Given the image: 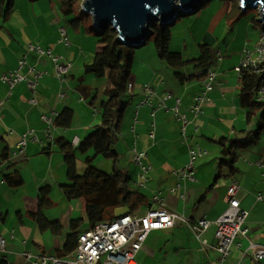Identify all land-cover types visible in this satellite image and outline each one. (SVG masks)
<instances>
[{
    "label": "crops",
    "instance_id": "1",
    "mask_svg": "<svg viewBox=\"0 0 264 264\" xmlns=\"http://www.w3.org/2000/svg\"><path fill=\"white\" fill-rule=\"evenodd\" d=\"M247 12L242 10L239 0H207L195 12L185 14L190 15L191 24L185 37L192 34L194 44L211 48V67L218 72L200 115L190 110L194 97L204 88L206 70L199 64L198 53L191 60L185 59L184 50L175 48L186 61L179 71L168 63L171 70L167 68L163 60L158 61V54L147 55L145 50L136 53L139 62L133 63L130 77L134 90L116 150L118 167L130 175L131 189L143 196L141 207L129 213L144 214L150 208H158L159 204L152 199L158 193L169 210L183 214L189 221L206 218L214 222L227 208L228 188L236 181L240 186L236 196L248 210L245 222L248 236H239L230 255L222 258L216 250L215 223L197 233L178 222L149 234L138 253L137 264H264V259L256 261L250 251L245 252L249 241L264 245V204L256 199L257 193L264 190V129L259 140L236 151L234 174L221 164L231 141L247 138L261 121V112L249 118L241 104V77L235 71L245 50L253 51L258 41L253 30L256 25L259 27L258 22L253 27ZM75 16L80 19L74 25L71 21ZM179 18L174 25L181 23ZM91 21L92 18L80 14L65 16L59 0H15L8 12L0 8V99L4 102L0 109V238L5 239L6 249L0 251V262L28 264L25 252L67 256L77 247L67 249L70 236L78 244L80 234L95 225L89 222L85 200L69 198L65 193L71 182L58 142L62 138L76 149L93 127L101 123L100 104L106 98L107 78L85 71L99 49ZM61 26L68 28L70 45L59 41ZM30 43L51 48L54 55L73 62L65 80L57 76L48 55L40 56L28 49ZM188 45L187 42L185 47ZM23 57L29 65L45 71L35 91L26 81L11 89L1 79L4 72L17 69ZM178 72L183 76H177ZM20 73L33 79L27 66ZM145 86L155 90L152 105L141 104ZM61 91L66 92L65 98L59 96ZM168 93L172 97L165 99ZM95 94L96 99L90 101ZM32 98L34 103L29 101ZM163 99L169 108L178 105L186 114L189 120L186 139L174 111L160 105ZM53 112L59 113L53 122L43 121L42 115L53 116ZM152 123L153 138L149 136ZM26 131H33L36 138L28 142L24 152H19L17 144ZM193 145L206 151L195 163L196 179H179L174 172L187 164ZM134 149L146 152L143 161L151 165L145 185L140 184L141 167L133 159ZM93 151L90 148L76 152L78 173L84 172L82 160ZM16 171L23 183L12 186L7 175ZM56 187L59 190L54 197L51 194ZM119 213L100 222L122 216Z\"/></svg>",
    "mask_w": 264,
    "mask_h": 264
},
{
    "label": "built area",
    "instance_id": "2",
    "mask_svg": "<svg viewBox=\"0 0 264 264\" xmlns=\"http://www.w3.org/2000/svg\"><path fill=\"white\" fill-rule=\"evenodd\" d=\"M59 41L65 45H70V36L66 26L60 27ZM30 51H34L40 56L48 55L56 68L57 76L63 81L69 71L73 68L72 61H65L59 55H54L51 48H45L40 44L30 43L28 45ZM221 56V54H219ZM27 66L28 72L33 74V79L29 80L26 75L20 73V70ZM235 71L241 76L242 72L250 71L260 76V86L257 91V101L264 102V30L261 31L260 37L253 51L245 50V55L239 65L235 67ZM45 71L28 64L25 57L19 61L18 68L4 72L1 75L2 81L8 84L9 88L26 81L32 91L37 88L38 80L43 77ZM218 76L217 70L213 67L208 68L203 76V90L194 97L190 106V110L195 115L204 112L203 105L209 99V92L214 89V84ZM128 89L130 92L134 90L133 82H129ZM145 98L141 104H153V98L156 95L154 88L150 86L144 87ZM61 98L66 97V92L59 93ZM172 97L171 93L165 96V99ZM31 103L35 102L32 98ZM180 102V99L177 100ZM3 99H0V109L3 106ZM160 105L166 109H172L178 120L181 122L182 136L184 139L187 135V125L189 120L178 105L169 108L164 99ZM53 116L42 115L43 121L53 122L58 112H53ZM155 115V112L152 113ZM149 136H155V124H151ZM36 135L33 131H26L17 144V150L24 152L26 145ZM206 151L199 145L190 146L189 160L187 164L177 169L174 173L181 179H196L195 163L199 157L203 156ZM146 152L134 149L133 159L141 167L140 184L145 185L148 180V172L151 165L145 164L143 159ZM239 184L234 181L228 188L227 202L228 206L225 211L214 222L202 218L195 222L189 221L183 214L169 210L164 204L163 198L156 193L152 197L153 201L159 204L158 208H150L144 214L128 213L114 220L107 222H99L92 228L80 234L76 250L67 256H51V255H33L25 252L28 264H137V255L142 249L146 239L152 231L173 227L178 222L185 223L189 228L197 233H203L212 223L216 224V250L222 258H226L231 253V248L235 244L239 236L247 237L249 229L245 226L248 217V210L241 206L240 200L237 198ZM175 191V189H172ZM256 199L264 204V190L256 195ZM0 251H6L5 239L0 238ZM250 251L256 261L264 259V245L249 241L246 251Z\"/></svg>",
    "mask_w": 264,
    "mask_h": 264
},
{
    "label": "trees",
    "instance_id": "3",
    "mask_svg": "<svg viewBox=\"0 0 264 264\" xmlns=\"http://www.w3.org/2000/svg\"><path fill=\"white\" fill-rule=\"evenodd\" d=\"M81 0H59L60 7L65 16L76 14V8ZM15 4V0H0V8L8 12ZM82 17L90 19L91 15L82 12ZM80 18L75 16L71 24L78 22ZM176 21V20H175ZM91 31L98 39L99 49L96 51L94 61L86 64V73L97 77L107 78L106 98L101 100L100 115L101 123L95 125L81 144L74 149L69 143L60 142L61 151L68 166V178L71 186L65 189L69 198H83L86 202L87 216L91 225L106 219H113L119 215L133 212L141 207L143 196L131 189V177L118 167L119 154L116 144L120 138V130L125 111L129 104L131 92L128 89L132 66L135 60L136 47L128 45L119 37L118 32L111 26L103 29L91 26ZM154 39V44L161 60L168 63L172 68L179 71L186 63L182 55L171 50L172 30L171 24L153 23L149 38ZM145 45V44H144ZM201 55L198 59L204 70L211 68L212 50L206 44H201ZM176 71V72H177ZM183 76V73H176ZM241 89L239 97L241 104L247 109L249 118L261 112L259 128L253 131L245 139L233 140L231 145L223 152L221 164L228 166L231 173L236 171V151L246 148L261 138L264 129V102L257 101V91L260 86V76L250 71L241 74ZM88 97V93H84ZM96 99V94L90 101ZM221 143L225 144L223 141ZM94 149L95 155H102L114 162L112 172L103 171L92 164L94 157L84 158L87 163L83 173L77 172L76 152H85ZM7 181L12 186L23 183L22 176L16 171L7 175ZM77 242L70 236L67 246L72 251ZM0 264H8L2 260Z\"/></svg>",
    "mask_w": 264,
    "mask_h": 264
},
{
    "label": "water",
    "instance_id": "4",
    "mask_svg": "<svg viewBox=\"0 0 264 264\" xmlns=\"http://www.w3.org/2000/svg\"><path fill=\"white\" fill-rule=\"evenodd\" d=\"M207 0H83L84 12L91 15L94 27L109 26L123 42L136 48L149 39L153 23L174 25L183 14L195 12ZM244 12L258 11L257 22L264 30V0H239ZM183 15V16H184Z\"/></svg>",
    "mask_w": 264,
    "mask_h": 264
},
{
    "label": "rangeland",
    "instance_id": "5",
    "mask_svg": "<svg viewBox=\"0 0 264 264\" xmlns=\"http://www.w3.org/2000/svg\"><path fill=\"white\" fill-rule=\"evenodd\" d=\"M82 2H83V0H81L80 4L77 6L76 14L81 15V13L84 12L82 9V6H81ZM183 15L180 16V18H179V21L181 23H178V25H171V30L173 33L171 46H173V47H170V48L172 51H174L175 48H181L182 50H184V58L191 60V58L196 57L195 55H197V53L199 54V56L201 55V48H200V44H194V43H196L194 35L190 34V35H188L189 37H185V35H186L185 33L188 32L191 24L188 23V18L190 17V15L189 16L188 15L183 16ZM246 15H247V17H249L251 19L252 26L254 27L257 24V19L259 17L258 11L256 9L251 8L248 10ZM182 22H185V23H182ZM91 24H92V26H94L93 22ZM258 25H259V27L256 25V28L253 29L256 33V40L255 41H257L259 39L261 31H262L261 24L258 23ZM186 41L189 43V45H188L189 47H185V44H187ZM190 41H193V42H190ZM141 50H145L144 52H146L147 55L150 54V52H151V54L153 53V56H154V54L155 55L158 54L156 47H155V44H154V39L152 37L149 38L146 41L145 45H143L141 48H137L136 53L141 51ZM157 60L160 62L162 61L161 59H157ZM134 61H135L134 64H138L137 62H139V58L135 56ZM162 63L165 64L166 66H168L167 68H169L171 70V68L169 67V65L165 61H162ZM100 78H102V77H100ZM98 87H99V85H98ZM93 155H95V151H93V154L91 156H93ZM82 161L84 162L85 168H86L87 163L84 160H82ZM92 164L94 166H96L97 168H99L103 171H106V172H112L114 169L113 160L110 158H106L102 155L95 156L93 161H92ZM80 167H82V164L80 165ZM85 168H84V170H85ZM81 173H82V170H81ZM58 190H59L58 187H56L54 189V192H52L51 195H53L54 197L55 196L57 197ZM138 255H137V259H139Z\"/></svg>",
    "mask_w": 264,
    "mask_h": 264
}]
</instances>
